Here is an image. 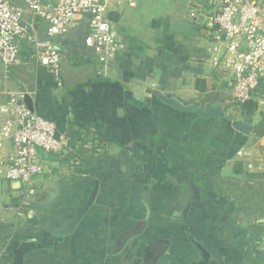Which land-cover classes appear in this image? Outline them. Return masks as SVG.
I'll use <instances>...</instances> for the list:
<instances>
[{
	"label": "crops",
	"instance_id": "crops-1",
	"mask_svg": "<svg viewBox=\"0 0 264 264\" xmlns=\"http://www.w3.org/2000/svg\"><path fill=\"white\" fill-rule=\"evenodd\" d=\"M142 4L109 14L125 51L107 77L84 46L86 32H75L78 19L57 41L59 76L38 67L27 47L14 65L0 66V105L28 95L34 113L72 142L66 154L40 153L42 173L26 205L22 185L0 168V264H15L20 247L29 248L24 264H151L165 248L157 264H199L195 243L214 256L208 264H264V173H248L236 158L244 144L264 157L257 133L264 106L259 99L237 106L230 72L214 63L224 45L204 22L221 0H176L153 15ZM207 106L224 117H200ZM13 156L5 142L0 164ZM96 181L93 207L58 251L63 240L52 232L87 202ZM147 207L145 230L122 248Z\"/></svg>",
	"mask_w": 264,
	"mask_h": 264
},
{
	"label": "built area",
	"instance_id": "built-area-1",
	"mask_svg": "<svg viewBox=\"0 0 264 264\" xmlns=\"http://www.w3.org/2000/svg\"><path fill=\"white\" fill-rule=\"evenodd\" d=\"M21 4L0 0V66L4 69L14 65L27 47L38 67L59 76L63 55L57 41L81 16L89 18L84 46L94 53L99 75L107 77L112 63L125 51L109 14L123 5H134V0H21ZM204 27L224 45L215 48L214 63L230 72L228 87L236 105L243 108L259 99L264 106V8L255 0H221ZM24 98V93L13 94L7 104L0 105V148L9 142L14 150V156L0 168L6 181L22 185L26 205L36 195L34 181L42 173L40 153L66 154L72 142L52 121L33 113ZM236 158L248 173H264V157L249 145H242Z\"/></svg>",
	"mask_w": 264,
	"mask_h": 264
},
{
	"label": "water",
	"instance_id": "water-1",
	"mask_svg": "<svg viewBox=\"0 0 264 264\" xmlns=\"http://www.w3.org/2000/svg\"><path fill=\"white\" fill-rule=\"evenodd\" d=\"M24 103L34 113L32 101L28 95L25 96ZM197 113L202 118H221V117H224V113L222 112V110L220 108H213L211 106H207L206 109H204V110L199 109V110H197ZM99 186H100V182L96 181L95 185H94V189L91 191L87 202L84 205H81L80 207H78V209L76 210L73 217L70 220H68L66 223H64V225L61 228L55 229L52 232L55 237L63 240L62 243L56 248L58 251L59 250H61V251L66 250L68 248L71 236L74 234L77 227L82 223V221L84 220L86 215L89 213V211L93 207V205L97 199V196H98ZM191 188L193 191V198L196 200H200V198H201L200 190L197 187H195L194 185H191ZM147 203H148V199H147ZM150 217H151V211H150V208L147 207V214H146L145 220L142 221V223H141V228L138 231H136L134 233H130L125 237V239L122 242V248H124L126 246V244L128 243V241H130V239H132L133 237H136V236L143 233ZM195 245L199 249V251L201 252L202 259H203L199 264H208V262L214 256H212L211 253L209 251H207L204 247H202L196 243H195ZM166 250H167L166 248L163 249L153 259L151 264H157L160 257L166 252ZM28 251H29V248H27V247H20L19 249H17L14 252L15 264H24V258H25V255ZM220 261H221V263L223 262L222 259H220ZM134 264H142V259H134Z\"/></svg>",
	"mask_w": 264,
	"mask_h": 264
},
{
	"label": "rangeland",
	"instance_id": "rangeland-1",
	"mask_svg": "<svg viewBox=\"0 0 264 264\" xmlns=\"http://www.w3.org/2000/svg\"><path fill=\"white\" fill-rule=\"evenodd\" d=\"M142 1H143L142 4L143 7L141 8V11H147V14L153 15V14L161 13L160 11L164 9H170L171 7L175 6L176 0H142ZM14 2H17L20 4V6L21 5L23 6V4H21V0H14ZM77 22H79V24L77 27H75L76 34L81 35L86 32L87 35L89 18L86 16H81L78 18Z\"/></svg>",
	"mask_w": 264,
	"mask_h": 264
},
{
	"label": "trees",
	"instance_id": "trees-1",
	"mask_svg": "<svg viewBox=\"0 0 264 264\" xmlns=\"http://www.w3.org/2000/svg\"><path fill=\"white\" fill-rule=\"evenodd\" d=\"M110 16V15H109ZM110 21H111V19H110ZM251 101H249V102H247L244 106H243V108H246L247 107V105L250 103ZM264 117V116H263ZM258 135H264V121L262 122V124L260 125V128H259V130H258Z\"/></svg>",
	"mask_w": 264,
	"mask_h": 264
}]
</instances>
